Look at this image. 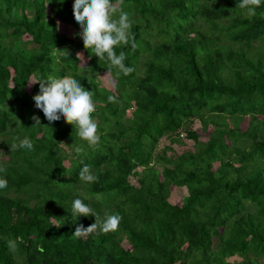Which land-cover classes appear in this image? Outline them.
<instances>
[{
	"label": "trees",
	"instance_id": "16d2710c",
	"mask_svg": "<svg viewBox=\"0 0 264 264\" xmlns=\"http://www.w3.org/2000/svg\"><path fill=\"white\" fill-rule=\"evenodd\" d=\"M73 3L0 0V264H264V0L254 17L239 0H124L137 47L115 49L135 69L118 77L89 58ZM48 75L93 91L97 150L63 118L44 126L29 82ZM15 137L34 149L10 151ZM184 138L192 149L176 151ZM85 164L95 183L79 179ZM170 186L184 189L179 204ZM77 198L120 215L119 230L73 236L95 222L72 220Z\"/></svg>",
	"mask_w": 264,
	"mask_h": 264
},
{
	"label": "clouds",
	"instance_id": "9594fccd",
	"mask_svg": "<svg viewBox=\"0 0 264 264\" xmlns=\"http://www.w3.org/2000/svg\"><path fill=\"white\" fill-rule=\"evenodd\" d=\"M262 0H239L238 7L245 10L249 17L257 14ZM124 0H74L73 16L80 27L79 37L83 41L84 49L91 52L99 61H107V74L116 69V76L123 74L127 76L135 69L125 65L126 54L121 51L116 53V48L131 45L133 50L137 45L131 34L133 21L127 12L123 10ZM59 23V22H58ZM65 51L69 56L67 49ZM77 59L82 65L86 64L82 53H77ZM88 81L91 76H87ZM107 83L111 87H116V82L109 79ZM39 85V92L33 96L35 107L41 110L50 126L53 122L60 121L62 118L65 123L71 125L76 131L77 137L84 141L93 151L97 150L100 145V135L98 132V123L93 118L96 112V103L93 99V91L85 89L80 80L75 79L72 75L56 77L48 75L46 78H37L29 82L31 85ZM108 102H117L113 95L108 96ZM35 121L33 126H42L38 116H33ZM15 141L10 145V151L20 149L33 150L32 141L25 137L20 139L14 138ZM66 145V144H65ZM68 146V145H66ZM71 153L80 156L84 153V148L78 145H70ZM6 169L0 166V173H5ZM79 179L85 183H95L97 177L92 173L89 165L85 164L80 172ZM8 181L0 177V190L6 189ZM71 218L77 221L80 217H95V222L85 228L82 224L76 227L73 236L76 238H87L95 233L96 235L115 233L119 230L122 217L118 214L105 213L103 218L100 217L88 204L80 198L74 199L70 210ZM56 226V225H55ZM60 227V226H59ZM7 240V247L10 252L18 251V241Z\"/></svg>",
	"mask_w": 264,
	"mask_h": 264
},
{
	"label": "rangeland",
	"instance_id": "374dc122",
	"mask_svg": "<svg viewBox=\"0 0 264 264\" xmlns=\"http://www.w3.org/2000/svg\"><path fill=\"white\" fill-rule=\"evenodd\" d=\"M57 28H58V30H59L60 32L63 31V32L69 34V35H71V31L73 30L72 27H70V26H68V25H65V24H60V23H58ZM79 64L82 65L80 61H79ZM98 78H99V80H100V85H101V86H104V87L109 88V89L112 88V87L107 83V81H108L110 78L108 77V75H107L106 73H100V74L98 75ZM30 80H31V79H30ZM127 114H129V112H127ZM245 123H246V121H243V122L241 123V125L244 127ZM192 126H193V128H197V127H198V123H197V121H193ZM243 127H242V128H243ZM199 139H205V136L202 135V136L199 137ZM183 142H184L183 144H179V145L173 143L172 146L174 147V149H175L176 151H177V150H180V149H192V145H191V144H192V141H191V140H189V139H187V138H184V139H183ZM64 163H66V160H64ZM131 179H133V178H131ZM183 190H184L183 188L180 189V188H176V187H174V186H170V188H169V194H168L167 200H168L169 202H171V203L179 204V203H180L181 195L183 194ZM123 246L126 247L127 244H126V243H123ZM234 259H238V257H236V256H231V257H228V258H227V260H229V261L234 260Z\"/></svg>",
	"mask_w": 264,
	"mask_h": 264
}]
</instances>
